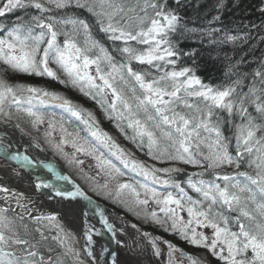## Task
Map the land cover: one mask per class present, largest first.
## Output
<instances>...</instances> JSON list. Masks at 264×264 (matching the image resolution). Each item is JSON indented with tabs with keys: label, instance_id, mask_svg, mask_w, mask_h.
<instances>
[{
	"label": "snow or ice",
	"instance_id": "6c2138e0",
	"mask_svg": "<svg viewBox=\"0 0 264 264\" xmlns=\"http://www.w3.org/2000/svg\"><path fill=\"white\" fill-rule=\"evenodd\" d=\"M187 2L0 0L4 72L0 75V118L7 125L23 114L37 130L46 124V142L66 158L70 156V165L83 164L77 154L91 156L107 177L100 187L108 189L115 181L114 202L145 223L206 248L219 264H264V57L251 72L239 70L243 61L231 65L229 72L235 79L215 87L203 83L192 68L178 67L180 57L192 53L178 48L176 35L199 34L213 45L251 37L250 32L230 34L227 28L213 26L221 23L224 0L213 5L217 14L205 26L187 27L180 15ZM260 11L264 13V7ZM80 12L88 13L91 20L81 18ZM9 15L14 18L4 19ZM134 63L148 68L138 71ZM9 72L48 77L77 89L99 105L137 150L169 166L156 167L136 159L98 127L91 112L46 88L11 83L5 78ZM54 109L61 110L58 118ZM74 122L77 127L69 130ZM15 127L23 132L19 123ZM81 130L87 135L81 136ZM65 145L74 151L64 153ZM12 147L6 136L0 138V159L30 163ZM175 164L201 170L181 181L176 174L182 169ZM243 165L250 171H240ZM228 167L234 171H223ZM41 187L65 199L84 195L78 188L65 192L48 183L36 184L37 189ZM0 191L6 194L5 201L9 194L15 197L22 210L0 207V264H66L69 255L74 264H108L109 257L112 264H121L115 252L94 246L93 232L102 235L100 230L84 225L85 244L78 251L70 244L73 234L60 222L59 214L33 215L35 206L28 207L21 194L11 193L8 187ZM10 211L14 215L9 216ZM182 212L187 213V221ZM98 215L117 246L135 258L124 264H144L148 254L157 260L167 255L162 264H178L177 252L188 264H203L199 257L185 254L136 224L131 225L135 234L121 240L117 233L127 236L126 229L109 224L103 212ZM197 228L212 229L210 242ZM81 253L86 259L80 258Z\"/></svg>",
	"mask_w": 264,
	"mask_h": 264
},
{
	"label": "trees",
	"instance_id": "16d2710c",
	"mask_svg": "<svg viewBox=\"0 0 264 264\" xmlns=\"http://www.w3.org/2000/svg\"><path fill=\"white\" fill-rule=\"evenodd\" d=\"M217 0H188L186 6L180 9V15L182 17V23L189 28H200L207 24V20L211 19L213 15H216L217 12L213 8V5ZM224 8L219 13L221 16V23H216L213 26L217 28H227L231 30L230 34L243 35L244 33H251V37L247 40H242L236 43H227L224 45H213L208 43V39L205 37L201 40L199 34H189L187 38L176 35L173 37L174 40H178V48L184 53H192V55H182L178 60V67H190L194 70L195 74L202 80L203 83L211 86H223L235 79V76L231 75L229 72L231 65H236L237 62L243 61L238 65L241 72H251L254 68L257 67V63L260 58L264 57V13H261L260 8L264 7V0H224ZM16 15H20L19 12ZM81 18H88L91 20V17L86 12H80ZM12 15L4 19H13ZM252 25H256V28H252ZM222 35V33H221ZM106 47L111 51V45L106 44ZM115 55V53H113ZM119 59V57H117ZM133 67L140 71L145 70L148 67L142 66L140 64L133 65ZM1 74L3 72L2 66H0ZM18 75V77H17ZM6 79L9 82L14 84H29L36 87H44L50 91L57 92L62 96L66 97L74 104L83 107L85 110H89L99 122H105L108 126H115V123L112 120H108L104 114H101L99 111V105L95 101L91 100L89 97L84 96L80 91L75 88H72L70 85L60 84L58 81L52 80L48 77H36L28 76L25 74H16L9 72L6 76ZM17 78V80H16ZM77 99V100H74ZM59 109H56L57 118L60 114ZM27 119V118H26ZM18 120V119H17ZM103 122V123H104ZM20 124V128L25 132L33 131V128L27 126V121L23 120L17 121L16 124ZM78 125V124H77ZM77 125H70L72 129H75ZM82 129L83 127L79 125ZM225 134L228 135L227 126H225ZM85 131L81 130V133L84 134ZM122 136V141H124L125 146L128 147V151L135 152V145H133L129 140L125 139V136L120 132ZM130 135V133H129ZM68 146V145H65ZM51 150V149H50ZM65 150V148H64ZM105 151V150H104ZM140 152V158L146 162L153 163L157 165L156 161L151 160L143 151ZM51 153V152H50ZM53 154V153H52ZM135 155V153H134ZM54 156L55 153H54ZM136 157V156H135ZM57 158V157H56ZM58 160L64 166L66 171L75 178H77L81 184L83 182L70 170L63 161L59 158ZM167 165V164H163ZM169 166V165H168ZM187 170L200 171L201 169L194 168L190 165L185 166ZM182 171L176 174L178 180H186L184 175V168ZM240 171L249 170L246 165L241 166ZM194 171V172H195ZM223 171L233 172L234 168L228 167ZM250 171V170H249ZM209 176H205V179H209ZM190 195H195L189 191ZM111 204L119 209V212L127 213L123 208H119L118 204L114 202V198H111ZM9 216L14 215L12 212L8 213ZM134 219L135 217H131ZM141 225L148 229L153 230L159 235H163L164 238L170 239L173 243L179 245L181 248L189 251L191 248L195 255H197L205 264H219L210 252L206 249H198L196 246H187L185 242L176 238V233L172 234L169 231H164L163 228H160L152 223H145L141 220ZM150 227V228H149ZM157 228L156 230H154ZM174 236H172V235ZM187 242V241H186ZM69 257V256H68ZM67 257V258H68ZM69 261L71 259L69 258ZM74 264V262H68Z\"/></svg>",
	"mask_w": 264,
	"mask_h": 264
},
{
	"label": "bare ground",
	"instance_id": "6f19581e",
	"mask_svg": "<svg viewBox=\"0 0 264 264\" xmlns=\"http://www.w3.org/2000/svg\"><path fill=\"white\" fill-rule=\"evenodd\" d=\"M29 134V133H28ZM26 131L21 132L19 129H17L14 125H5L2 124L0 126V138L7 137L8 140L11 141L13 147L11 151H18L21 149L23 153L19 152L22 155H26L27 157H30L29 159H33L34 161L41 162L40 164L43 165L40 168L42 174H49L53 176L56 179V162L54 161V158H51L50 155L45 153L42 148L37 145L35 142H37V139L28 135ZM48 160H51L52 163H48ZM6 163L0 164V186L8 187L10 189L11 193H19L24 198V201H29L28 204L30 206H35V208H39V211H49L54 214H59L66 223L71 226L73 229H75L78 232V238L82 244L84 245V241L82 239L83 233L81 235V231L83 230L84 225H88L89 227L93 228L94 230L96 228H100L101 232L103 233L100 237L98 235L93 234L94 241H95V247L97 249L100 248V246L103 244V241H107L108 235L107 232H105L104 228L101 226V223L99 220L93 218L91 215L92 209L89 207H84L83 198L81 196H75L76 200H64V199H56L51 201H46L42 197L43 195H46V192L42 194V192L39 191V189L36 188V179L34 176L31 177V172H26L23 169H20V171H14L10 164L18 162L20 164L28 165L29 162L20 161V160H5ZM30 161V160H29ZM55 162V163H54ZM30 163H32L30 161ZM15 167L18 168L16 164H13ZM55 169H53V167ZM19 169V168H18ZM36 171V170H35ZM34 171L32 173L33 175H36L37 173ZM40 171V170H39ZM39 174V173H38ZM41 175V174H39ZM41 178L45 179L44 176ZM59 180V181H58ZM57 181H53L51 179L46 178V183L52 185V186H59L60 182L62 181L61 178H59ZM53 183V184H51ZM76 185H78L84 192L90 191L87 189V187L76 178L75 181ZM48 193H55L51 188H47ZM72 192H75V189H71ZM191 191V190H189ZM6 194L2 191H0V206L4 207H11L13 209H18L16 204L15 197H12L9 194V199L7 201L4 200V196ZM101 195V194H100ZM101 203H103V200H100ZM153 207V206H152ZM126 210V209H125ZM37 210L36 214L39 212ZM127 211V210H126ZM108 217H106V213L104 214V217L108 219L109 224H112L117 229H120L118 225L120 223L116 222L118 220H121L122 218V225L126 231H131L133 228L131 227L132 224H136L139 228H141L143 231L148 230V228L143 227L141 225V220L138 218L132 219L131 217L135 216L133 213H130L127 211L125 214L124 212L121 213L122 216H126V218L122 217L121 215H118L117 213H114L111 210H108ZM115 215V216H114ZM114 216V217H111ZM121 216V218H120ZM111 217V219H110ZM150 228V227H149ZM155 228L154 230H156ZM150 230V229H149ZM148 232H152L154 235L159 237H164L163 235H158L156 231L150 230ZM169 233L174 234L173 232L169 231ZM124 233L118 232L119 238L122 239ZM170 234V235H172ZM175 235V234H174ZM172 235V236H174ZM170 240V239H169ZM116 254H118V248H116ZM126 253V252H124ZM119 255V254H118ZM123 256V255H122ZM118 258V260L121 262V264H124L126 260H134V257H130L128 254L124 257ZM128 256V257H127ZM128 258V259H126ZM86 259V258H85ZM162 259H160L161 261ZM108 264H112V259L108 260ZM156 260L153 256L150 254L145 255L144 257V264H156Z\"/></svg>",
	"mask_w": 264,
	"mask_h": 264
},
{
	"label": "rangeland",
	"instance_id": "374dc122",
	"mask_svg": "<svg viewBox=\"0 0 264 264\" xmlns=\"http://www.w3.org/2000/svg\"><path fill=\"white\" fill-rule=\"evenodd\" d=\"M133 65H136V63H134ZM138 65V64H137ZM142 66H145V67H148L147 65H142ZM93 72H94V70H93ZM16 74H20V73H16ZM0 75H3V73L1 74V70H0ZM21 75V74H20ZM17 77H18V75H17ZM16 80H17V78H16ZM32 85V84H31ZM34 85V84H33ZM42 88H44V87H42ZM108 99H109V101H111V96H109L108 97ZM74 100H77V99H74ZM81 107V106H80ZM81 108H83V107H81ZM84 109V108H83ZM87 110V109H86ZM54 111H56V109H54ZM87 111H89V110H87ZM99 111L101 112V114H104V112H103V110L99 107ZM90 112V111H89ZM94 114V113H93ZM104 116H105V114H104ZM18 120L19 121H23V120H26L27 121V119H26V117L23 115V114H19V118H18ZM17 119H14V120H12V121H10V122H12L13 124H14V122L16 123L17 121H18ZM109 120V119H108ZM0 122H4L3 121V118H0ZM104 122V121H103ZM103 122H101V121H99L98 122V127L103 131V132H106V133H108V135L109 136H111L112 137V139L116 142V144H118L121 148H123V149H126V150H128V147L127 146H125V143H124V141H122V136H121V134H120V131L118 130V128L116 127V126H108L105 122L103 123ZM78 124V122H74L73 123V126L74 125H77ZM27 126H29L30 128H32L31 126H30V124H28L27 123ZM46 124L45 125H42V126H40L39 127V130H37V129H34L33 131H29V132H26L27 134H28V137H30V136H32V137H34V138H36L38 141V144H39V146L42 148V150L45 152V153H47L48 155H50V157L51 158H54V161L55 162H57V164L59 165V166H61V167H64L61 163H60V161L58 160V158L61 160V161H63L67 166H69V168H70V170L83 182V184L87 187V189L88 190H90V193H92L93 195H95L96 197H98V199H100V198H103L107 203H109L111 206L110 207H114L112 204H111V198H115V191H114V188H115V181H111L110 183H109V188L108 189H104V188H102V187H100L101 185H103L104 183H105V181H106V179H107V177L103 174V173H100L99 172V169L96 167V161L91 157V156H88V155H82V154H77V157L80 159V160H82L83 161V164L82 165H79V166H76V165H70L69 163H68V158H70V156L68 157V158H66L63 154H61V152H59V151H57L53 146H52V144H50V143H48V142H46V140H45V137H44V131H45V128H46ZM82 127H83V125H81ZM83 129V128H82ZM20 130V129H19ZM69 130H75V129H72L71 127H69ZM81 134V136H86L87 135V133L86 132H84V134H82V133H80ZM30 135V136H29ZM55 140L56 141H58L59 140V134H56L55 135ZM64 148H65V150H64ZM64 148H63V152L64 153H68V154H71L74 150L70 147V146H64ZM51 149V150H50ZM136 149V148H135ZM20 150V149H19ZM105 150V151H104ZM100 151L101 152H105V154H106V149H103V148H101L100 149ZM51 152V153H50ZM53 153V154H52ZM54 153H55V155L56 156H54ZM133 154L135 153V156H136V159H138V160H140V161H143V162H145V163H147V164H149V165H153V163H149V162H146V159L145 160H143V159H141L140 158V152H139V150H135V152H132ZM57 157V158H56ZM3 162V160L2 159H0V164ZM157 165H156V167H167L168 165H163V164H161V163H156ZM155 165V164H154ZM58 166V167H59ZM172 166H174V167H179V168H181V166H182V168H184V175H185V178H187V176H188V174H190V173H192V172H194L195 170H187L186 169V165H183V164H175V165H172ZM14 171H16L17 172V167H15V166H13V167H11ZM60 168V167H59ZM124 179H127V178H124ZM0 187H4V186H0ZM109 192H111V196H109ZM101 194V195H100ZM124 197L125 198H127L128 197V193L127 192H125L124 193ZM44 199V198H43ZM23 202L24 203H27L28 204V202L29 201H24L23 200ZM116 204H118V206H119V208H123L124 210L126 209V208H124V207H122L121 205H120V203L119 202H116ZM0 207H2V206H0ZM28 207H30V208H32V206H30V204H28ZM153 207H155L154 205H153ZM11 208V207H10ZM14 210H16V212H20V211H22L20 208H18V209H14ZM37 210L39 211L40 209L39 208H35L34 209V212H33V215H40L41 213H43V214H54V213H52V212H49V211H39L38 212V214H36V212H37ZM120 211V210H119ZM126 211V210H125ZM10 212H12V211H10ZM127 212V211H126ZM13 214H14V212H12ZM115 216V215H114ZM114 216H111V217H114ZM181 216L183 217V219L185 220V221H187V219H188V216H187V213L186 212H182L181 213ZM111 217H110V219H111ZM135 218H138L137 216H134ZM120 218H121V216H120ZM58 219L60 220V222L64 225V227L66 228V230H68L69 232H71L72 234H73V237H74V239H72L71 241H70V244L76 249V250H81L82 249V244L80 243V240H79V238H78V232L75 230V229H73L71 226H69L67 223H66V221H64L63 219H62V217L60 216V215H58ZM138 219H140V220H142V218H138ZM121 220H122V218H121ZM121 220H118V221H116V222H118V223H120V225H118L119 226V228L120 229H124L123 228V226H121L122 225V221ZM151 230V229H150ZM149 230V231H150ZM134 233H132L131 231H126L127 232V236H125L124 234H123V236H122V239L121 240H124V239H130V237L132 236V235H134L135 234V232H136V230L135 229H133L132 230ZM197 231H202L206 236H208L209 237V242H210V240H211V237H212V229L211 228H197ZM146 232H148V231H146ZM149 233H151L153 236H156V235H154L152 232H149ZM162 238V240H166V241H169L170 242V240H168V239H166V238H164V237H161ZM176 238H178V239H180V240H182L183 242H185L186 244H188L187 246H193V245H191L190 243H188V241L186 242V240H184V239H182L178 234H176ZM174 245V244H173ZM175 246V245H174ZM116 248H118V258H120L122 255V257H124V256H126L127 255V252L124 250V248L123 247H118V246H116ZM161 248L162 249H164V251H165V253H166V251H167V249H166V246L165 245H163V244H161ZM198 249L200 248H202V249H206V248H203V247H197ZM207 250V249H206ZM186 251V250H185ZM124 252H126V253H124ZM191 255V256H194V257H198L197 255H195L194 254V252H193V250L191 249V248H189V251H188V255ZM128 257V256H127ZM175 257H176V260H177V262H178V264H188V261L186 260V259H184V260H181V257H180V253L179 252H177V253H175ZM69 258L71 259V261H69ZM81 259H85L86 257L84 256V254L83 253H81V257H80ZM126 259H128V258H126ZM154 259L156 260V264H162V261H166L167 260V255H164L163 257H161V261L160 260H157L155 257H154ZM129 260V259H128ZM128 260H126V261H128ZM68 262H74L73 261V257L71 256V255H69V257L68 258H66V264H70V263H68ZM203 264H205V262H203Z\"/></svg>",
	"mask_w": 264,
	"mask_h": 264
},
{
	"label": "water",
	"instance_id": "95a60500",
	"mask_svg": "<svg viewBox=\"0 0 264 264\" xmlns=\"http://www.w3.org/2000/svg\"><path fill=\"white\" fill-rule=\"evenodd\" d=\"M1 125H2V123H0V126ZM8 125H13V124L12 123H8ZM35 143L37 145H39L37 142H35ZM18 151L21 152V153H23V151L21 149L18 150ZM0 155H2V154H0ZM29 158L30 157H28V160H30L32 163H29L28 165L20 164L18 162L11 163V164H16L19 169H23L26 172H28V171L31 172V176H34V178L36 179V184L46 183V178L47 179L49 178V179H51L53 181H57L61 177H67V179H61L62 181L60 182L59 186H57V187L55 186V188L56 189H59V190H62V191H65V192H72L71 189H75L76 190L78 188L81 192L84 193V195L81 196L83 198V203H84L83 206L85 208L86 207H89V208L92 209L91 215L93 216V218L95 217V219L99 220V222H100L101 217H100V215H98V212H103V214L106 213V217L109 216L108 215V209H107V207L104 206L103 203H101L100 201L92 198L90 195H88L87 193H85L78 185H76L75 181L72 180L67 175V173L64 170L58 169L57 166H56V179H55L53 176H51L49 174H42L40 168L41 167H42V169H44V168H43V165L40 164L41 162H37V161H34L33 159H29ZM2 160H4V162H7V161H5V159H2ZM48 163H52V161L51 160H48ZM53 169H55V168L53 167ZM34 171L37 173L36 175H33L32 174V173H34ZM38 173L41 174V175H39ZM42 176H44L45 179L41 178ZM51 184H53V183H51ZM45 189L47 190V188H43V187L39 188V190H40V192H42V194L44 193ZM45 192H46V195L49 194L48 191H45ZM46 195H43L42 198L47 199L46 198L47 197ZM51 197H52L53 200L64 198V197L57 196L55 193H51ZM85 197H87L88 199H85ZM70 200H76V198L75 197H71ZM101 226L105 229L104 231L107 232V235H108L107 241L106 240L103 241L104 242V247H107V248H110L111 247L112 248L111 251L114 252V249L116 247V243L111 238L112 237V233L108 232L104 225L101 224ZM95 230H100L101 231L100 228H96ZM81 233H83V230L81 231ZM93 234H95V231L93 232ZM98 236L100 237L101 235H98ZM82 239L84 241L83 236H82Z\"/></svg>",
	"mask_w": 264,
	"mask_h": 264
},
{
	"label": "flooded vegetation",
	"instance_id": "af4514ba",
	"mask_svg": "<svg viewBox=\"0 0 264 264\" xmlns=\"http://www.w3.org/2000/svg\"><path fill=\"white\" fill-rule=\"evenodd\" d=\"M179 246V245H178ZM180 247V246H179Z\"/></svg>",
	"mask_w": 264,
	"mask_h": 264
}]
</instances>
